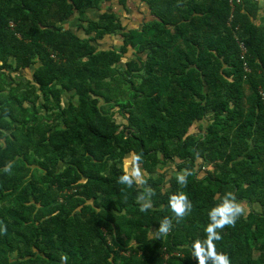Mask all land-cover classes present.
Returning a JSON list of instances; mask_svg holds the SVG:
<instances>
[{
    "label": "trees",
    "instance_id": "16d2710c",
    "mask_svg": "<svg viewBox=\"0 0 264 264\" xmlns=\"http://www.w3.org/2000/svg\"><path fill=\"white\" fill-rule=\"evenodd\" d=\"M102 1L0 0V264H198L193 244L228 192L248 209L217 229L215 251L264 264L258 0H143L155 18L140 27L112 11L82 34L65 27ZM131 153L141 182L124 167ZM180 192L192 209L177 218Z\"/></svg>",
    "mask_w": 264,
    "mask_h": 264
},
{
    "label": "clouds",
    "instance_id": "9594fccd",
    "mask_svg": "<svg viewBox=\"0 0 264 264\" xmlns=\"http://www.w3.org/2000/svg\"><path fill=\"white\" fill-rule=\"evenodd\" d=\"M11 162L5 165L4 171H9ZM139 172L133 173L134 177H138ZM120 182L123 184H131L133 179L128 175H122ZM179 184H185L187 181V174L180 173L176 177ZM138 200L143 201L141 210L151 207V200L146 196H138ZM169 205L177 218L185 216L192 209V202L185 193H174L169 197ZM246 209L241 202L236 200L231 192L225 194L222 201L211 207L208 212L209 224L206 227L207 238L203 244L194 242L193 255L197 257L198 264H207L210 259L212 264H231L230 257L227 253H217L213 241L221 239L220 232L217 229H222L225 225H234L237 218L244 215ZM171 227V220L165 217L159 222V227L156 230L158 234H166ZM67 260L66 256H61L60 261L63 264Z\"/></svg>",
    "mask_w": 264,
    "mask_h": 264
},
{
    "label": "crops",
    "instance_id": "0c3cea01",
    "mask_svg": "<svg viewBox=\"0 0 264 264\" xmlns=\"http://www.w3.org/2000/svg\"><path fill=\"white\" fill-rule=\"evenodd\" d=\"M258 3L259 18L257 22L259 23L261 17L264 15V0H258ZM105 11H112L119 15L123 26H126L128 29L140 27L146 21L155 18L151 13L149 4L143 0H125L124 3L120 2V0H105L101 2L98 8H88L85 12L86 16L75 13L72 17L64 21V25L66 28H70L82 34L83 30L80 28V25L86 24L90 19L96 20V18Z\"/></svg>",
    "mask_w": 264,
    "mask_h": 264
},
{
    "label": "rangeland",
    "instance_id": "374dc122",
    "mask_svg": "<svg viewBox=\"0 0 264 264\" xmlns=\"http://www.w3.org/2000/svg\"><path fill=\"white\" fill-rule=\"evenodd\" d=\"M97 11L99 12L98 9H97ZM101 11H102V9H101ZM121 41L122 40H121L120 35H112V36L109 35L107 38H105V43H106L105 45L108 47H110L112 45H119L121 43ZM31 72H32L31 68L22 69L18 72V74H20V75L17 77L26 81L27 78H30L32 76ZM70 96H71V93H69V92L64 93V95H63L64 102H68V99L70 98ZM123 164H124L125 169L127 171L131 172L132 174L135 172H139L140 175L136 178L141 182V180L144 176V171L142 170L141 165L136 163L135 158H134V154H132V153L128 154L124 158ZM174 167H175L174 165H171V166L169 164L166 165V169L168 172H170L172 170V168H174ZM213 168H214V165H212V164H208L205 167V169H208V170L213 169ZM205 169H203V171ZM242 205L244 206V208L247 211L248 205L246 203H243Z\"/></svg>",
    "mask_w": 264,
    "mask_h": 264
},
{
    "label": "built area",
    "instance_id": "2783aa9c",
    "mask_svg": "<svg viewBox=\"0 0 264 264\" xmlns=\"http://www.w3.org/2000/svg\"><path fill=\"white\" fill-rule=\"evenodd\" d=\"M238 42H239V46H240L241 51H242V53H241L242 56H243L242 58H244V56H245V52H246V50H247V49H246V45H245V43L243 42V40H239V39H238ZM245 68L248 69V66L246 65V63H245Z\"/></svg>",
    "mask_w": 264,
    "mask_h": 264
}]
</instances>
